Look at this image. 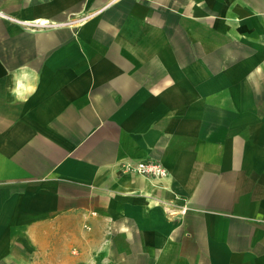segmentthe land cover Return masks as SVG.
<instances>
[{"label": "crops", "instance_id": "crops-1", "mask_svg": "<svg viewBox=\"0 0 264 264\" xmlns=\"http://www.w3.org/2000/svg\"><path fill=\"white\" fill-rule=\"evenodd\" d=\"M0 264H264V0H0Z\"/></svg>", "mask_w": 264, "mask_h": 264}, {"label": "built area", "instance_id": "built-area-1", "mask_svg": "<svg viewBox=\"0 0 264 264\" xmlns=\"http://www.w3.org/2000/svg\"><path fill=\"white\" fill-rule=\"evenodd\" d=\"M135 170L144 175H160L165 173L164 166L157 161H140L136 163Z\"/></svg>", "mask_w": 264, "mask_h": 264}]
</instances>
